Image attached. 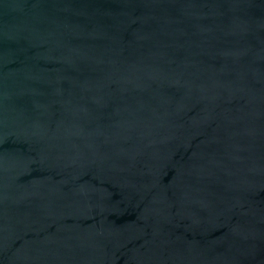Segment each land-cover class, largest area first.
<instances>
[{
	"label": "water",
	"instance_id": "95a60500",
	"mask_svg": "<svg viewBox=\"0 0 264 264\" xmlns=\"http://www.w3.org/2000/svg\"><path fill=\"white\" fill-rule=\"evenodd\" d=\"M0 264H264V0H0Z\"/></svg>",
	"mask_w": 264,
	"mask_h": 264
}]
</instances>
